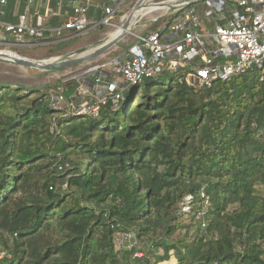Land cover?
<instances>
[{
  "label": "trees",
  "instance_id": "1",
  "mask_svg": "<svg viewBox=\"0 0 264 264\" xmlns=\"http://www.w3.org/2000/svg\"><path fill=\"white\" fill-rule=\"evenodd\" d=\"M186 77L129 86L98 116L0 82V264H264V72L211 88ZM202 191L211 207L198 220Z\"/></svg>",
  "mask_w": 264,
  "mask_h": 264
},
{
  "label": "built area",
  "instance_id": "2",
  "mask_svg": "<svg viewBox=\"0 0 264 264\" xmlns=\"http://www.w3.org/2000/svg\"><path fill=\"white\" fill-rule=\"evenodd\" d=\"M127 1L102 0L96 6L94 0H16L18 21L11 23L5 21L9 0H0V51L11 52L9 48L15 46L58 44L101 26L116 28L118 12ZM202 3V10L191 6L170 12L166 16L170 21L162 23L155 32L137 36L125 57L116 59L114 64H100L74 79L79 85L71 98L63 89L52 92L51 103L58 108L64 105L80 116H98L109 101L123 99L129 86L167 73L185 71L190 84L211 88L219 80L264 72V0ZM37 4L47 5L45 17L34 16ZM97 11L102 12L99 19L92 16ZM111 67L126 85L106 75ZM194 201L193 196L186 197L181 204L182 213H191ZM200 204L198 220L205 218L211 207L204 191ZM123 237L130 245L133 235Z\"/></svg>",
  "mask_w": 264,
  "mask_h": 264
},
{
  "label": "rangeland",
  "instance_id": "3",
  "mask_svg": "<svg viewBox=\"0 0 264 264\" xmlns=\"http://www.w3.org/2000/svg\"><path fill=\"white\" fill-rule=\"evenodd\" d=\"M139 1L140 0H128L126 2L122 10L118 12V15L116 17L117 26H121L124 23V18L131 13V11L135 8V6ZM168 1L170 0H150L145 2V4L147 5L160 4ZM167 13L168 11L167 9H165V10H157L151 14H148L142 19V21L139 22V25L133 30L131 34L127 35L117 46L113 47L103 57L92 63L79 65L66 70L44 72L36 69L23 68L15 65H10L0 61V82L20 83L27 87L47 89L49 90V92H53L55 86H57L58 83L60 82H69L71 80H74L82 76L83 74L87 73L90 69L100 64L109 63V62L114 64L117 58L122 59L123 57H125L130 47L137 41V36L143 35L157 22H159L161 25L162 23L168 21L169 17H164ZM116 31L117 28H109L104 26L103 30L98 28L85 35L71 38L64 42H61V43L68 42V44L69 43L70 44L59 46L58 50L61 51L56 52L55 54H53V56H51L48 53L49 46H55L57 44L47 45V46H26V47L15 46L9 48L11 52L8 53L10 54L16 53L19 56H22L17 52V50L25 49V51H28L25 53L28 56H22V57L33 60H49L57 57H66L85 47L93 46L102 41L107 40L110 36L116 33ZM108 70L109 72H111L110 68H108ZM120 82L126 85L124 79H120ZM132 89L133 88H128L127 90H125V92L129 93ZM93 100L94 98H89L90 102H92ZM78 103H80V101H77V104ZM60 107L66 109V106L64 105H61ZM185 221H186L185 223L188 224L189 220L187 218H185ZM180 235H185V231H183V233L179 232V234H177L175 238H179ZM125 241L126 240H124L123 235L116 236V242L118 248H123L124 246L129 244V241L126 242ZM175 262L176 260L173 258L170 262L166 264H175Z\"/></svg>",
  "mask_w": 264,
  "mask_h": 264
},
{
  "label": "water",
  "instance_id": "4",
  "mask_svg": "<svg viewBox=\"0 0 264 264\" xmlns=\"http://www.w3.org/2000/svg\"><path fill=\"white\" fill-rule=\"evenodd\" d=\"M205 0H170L160 4H145V0H140L131 13L124 18V23L117 26V31L109 40L92 50H78L66 57H57L49 60H33L19 55H10L6 52L0 51V61L10 65H15L23 68L36 69L44 72L66 70L79 65L92 63L103 57L113 47L117 46L127 35L131 34L133 30L139 25V22L148 15L149 9L153 8L154 11L168 9L170 12L189 8ZM158 21V20H157ZM156 21V22H157Z\"/></svg>",
  "mask_w": 264,
  "mask_h": 264
},
{
  "label": "crops",
  "instance_id": "5",
  "mask_svg": "<svg viewBox=\"0 0 264 264\" xmlns=\"http://www.w3.org/2000/svg\"><path fill=\"white\" fill-rule=\"evenodd\" d=\"M95 1V4H96V6H100L101 4H102V0H94ZM17 9H18V6H17V2H16V0H15V2H14V9H13V11H14V16H13V18H12V21H9V22H13V23H17V21H18V19H17V16H16V14H17ZM47 13H48V10H47V5L46 4H44L43 6H40L39 4H37L35 7H34V9H33V14H34V16H36V17H39V16H42V17H45L46 15H47ZM118 59V58H117ZM111 69V72H109V70H107L106 72H107V74L106 75H108L109 77H110V79H114V80H117L119 83H121L120 82V79H123L121 76H117V75H115L114 74V72H113V69H112V67L110 68Z\"/></svg>",
  "mask_w": 264,
  "mask_h": 264
},
{
  "label": "bare ground",
  "instance_id": "6",
  "mask_svg": "<svg viewBox=\"0 0 264 264\" xmlns=\"http://www.w3.org/2000/svg\"><path fill=\"white\" fill-rule=\"evenodd\" d=\"M146 2L147 1H150V0H145ZM168 10V9H167ZM154 12V9L153 8H151V9H149V11H148V14H151V13H153ZM163 13V12H162ZM123 22V21H122ZM143 28V27H142ZM115 32V31H114ZM111 35V34H110ZM110 38V37H109ZM109 38L107 39V40H105V41H102V42H100V43H98V44H96V45H93V46H89V47H85V48H83V50H86V51H89V50H92V49H94V48H96V47H98V46H100V45H103V44H105L108 40H109ZM6 53H8V52H6ZM10 54V53H9ZM10 55H12V54H10ZM13 56H14V54H13Z\"/></svg>",
  "mask_w": 264,
  "mask_h": 264
}]
</instances>
